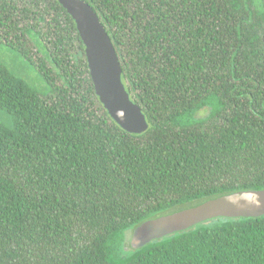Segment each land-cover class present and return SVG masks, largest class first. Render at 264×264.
Wrapping results in <instances>:
<instances>
[{"label":"trees","instance_id":"trees-1","mask_svg":"<svg viewBox=\"0 0 264 264\" xmlns=\"http://www.w3.org/2000/svg\"><path fill=\"white\" fill-rule=\"evenodd\" d=\"M84 1L148 128L108 115L57 0H0V42L43 82L0 63V264H264V216L122 255L147 218L264 188V0Z\"/></svg>","mask_w":264,"mask_h":264},{"label":"water","instance_id":"water-1","mask_svg":"<svg viewBox=\"0 0 264 264\" xmlns=\"http://www.w3.org/2000/svg\"><path fill=\"white\" fill-rule=\"evenodd\" d=\"M57 1L74 20L100 103L111 119L126 132H144L148 122L140 106L126 90L119 57L98 15L84 0ZM260 216H264V188L237 190L143 220L132 228L130 248L127 250L141 248L153 240L212 219Z\"/></svg>","mask_w":264,"mask_h":264},{"label":"rangeland","instance_id":"rangeland-1","mask_svg":"<svg viewBox=\"0 0 264 264\" xmlns=\"http://www.w3.org/2000/svg\"><path fill=\"white\" fill-rule=\"evenodd\" d=\"M33 51H36L33 49ZM34 56H40L41 54L36 51L33 52ZM35 59V57H34ZM0 63L6 65L13 73L22 77L30 86L35 88L39 93L43 86V82L38 74V71L34 66L29 65L23 57L15 51L12 47L0 42ZM124 241L122 243V255H127L129 253L128 248H130V242L132 237V228H129L123 232ZM136 252L135 250L131 253ZM130 254V255H131ZM128 255L127 257H129ZM126 257V258H127Z\"/></svg>","mask_w":264,"mask_h":264}]
</instances>
